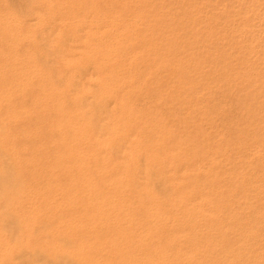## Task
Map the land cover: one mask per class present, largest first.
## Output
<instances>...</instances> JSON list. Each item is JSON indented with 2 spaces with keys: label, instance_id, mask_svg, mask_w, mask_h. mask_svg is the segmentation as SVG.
I'll use <instances>...</instances> for the list:
<instances>
[{
  "label": "rangeland",
  "instance_id": "374dc122",
  "mask_svg": "<svg viewBox=\"0 0 264 264\" xmlns=\"http://www.w3.org/2000/svg\"><path fill=\"white\" fill-rule=\"evenodd\" d=\"M70 1L0 0V115L16 117L7 121L1 140L15 138L7 146L21 176L11 189L21 184L30 188L16 192L15 202H0L12 263L46 264L59 258L58 252L45 248L46 239L56 234V207L48 201L64 189L62 181L68 177L61 171L50 175L56 157L49 140L56 129L57 103L65 100L61 98L68 86L51 84L56 73L69 71L67 61L81 58L80 42L70 40L69 31L74 18L84 13V94L93 96L84 101V123L93 117L100 96L105 100L100 106L108 112L96 128L116 124L113 115L123 118L116 124L121 134L114 139L125 143L120 153L124 166L116 167L126 175L125 184L118 187L124 195L118 206L136 203L133 189L139 187L150 195L143 201L157 199L159 211L178 227L173 249L170 234L158 227L155 249L161 256L171 251L168 262L192 245L187 242L191 235L200 232V241L207 235L208 242L211 237L217 240L218 232L220 241L214 245L225 253L217 250L219 256L235 260V253L238 264H264V0ZM108 40H115L112 47ZM48 56L52 60L46 65ZM104 59L112 64L103 66ZM97 75L116 80L113 97L105 99L108 91L96 86ZM130 128L135 133L131 138ZM26 143L32 145L31 156ZM88 149L98 146L91 142ZM102 155V164L113 168L117 155L112 150ZM30 171L35 172L32 181ZM133 172L139 187L132 185ZM9 174L0 173V195L12 183L14 173ZM101 176L112 179L97 171L89 179ZM110 191L104 187L103 197ZM38 193L36 217L43 216L47 223L25 242L35 251L23 250L16 239L25 230L17 227L14 212L31 204ZM177 209L186 214L179 218ZM113 237L99 240L104 252ZM201 243V250L196 249L199 257L206 252ZM136 248L130 245L127 250ZM218 259L216 264L221 263ZM189 262L196 264L188 259L180 264Z\"/></svg>",
  "mask_w": 264,
  "mask_h": 264
},
{
  "label": "bare ground",
  "instance_id": "6f19581e",
  "mask_svg": "<svg viewBox=\"0 0 264 264\" xmlns=\"http://www.w3.org/2000/svg\"><path fill=\"white\" fill-rule=\"evenodd\" d=\"M77 2L78 1L76 0L70 1V3L74 5ZM9 18L11 19L13 18V16L10 15ZM84 19H85L84 13H82L79 16H76L73 20L72 27L70 28L69 31V36H70L69 39L80 42L79 48L82 50L81 58L77 62L67 61L66 65L69 71L66 72L65 75L56 73L54 77V82L51 84L52 87H55V84L64 83L65 85L68 86V89L62 95L63 98H61V99L65 98V100L64 101L61 100L57 103V109L54 112V117L56 118L55 121L56 129L54 131V134L52 135L51 140L49 141H50L51 150L56 158L51 163L52 171L50 175L51 176L57 175L58 172L61 171L62 173L66 174L68 178L62 181V184L65 185L64 189L58 192L55 191L54 193L55 196L49 198L48 201L49 204H52L53 206L56 207L54 209L55 212L54 220L56 221L55 224H53L56 227V234L46 239L45 248L48 249L49 251L50 249H52L53 250L52 253L58 252L57 255L59 254V258L51 261L48 260L45 263L46 264L49 263L50 264H180L183 263L185 259L186 260L188 259L194 261L196 264H216L218 262L217 260H219L218 258H220V262L222 264H235L236 260L239 261L237 259L238 255L236 256L235 253H232L236 259L233 260L230 258L231 259L230 260L228 259V257L221 255L222 254L221 250L223 251L224 249H222L220 246L219 247L221 249L219 247L218 248L215 247L216 244H218L217 240L219 239L218 236L220 235V234L217 235L218 232L216 234L217 240H214V237H211V239L208 242L204 241L207 237L206 235L207 232L205 234L206 235L205 238H203L202 241H200L201 237L198 238L197 236L200 234V232H198L199 234L191 235L190 236L191 238L189 237L187 239L188 240L187 242L191 243L195 248L191 249L192 245H190L185 249V251L176 252L175 258L169 260V262L168 259L172 257L171 251H169L167 255L164 254L165 256L163 255L161 256L160 253L156 251L154 245L155 239L157 240L156 236L159 233H161L158 227L159 226L164 227L165 228L164 231L170 234L171 247L172 246L175 247L176 241L179 240V238L177 239L178 235L177 236L174 235L176 234V230L178 227L177 225H175L173 220L171 221L170 218L163 216V214L164 215L166 214L165 212H162L163 213L162 214L159 211L158 201L156 198L153 199L148 198L147 201H143L145 196H150V195L147 193L146 190L141 191L138 185L140 184L139 179L137 180V182L135 180L136 186L139 188L133 189L134 197L137 198L138 201L131 205L118 206V203L122 201V196H124L119 191L118 187L121 186L122 184H125L126 175L125 173H119L116 167L124 166L123 158L121 157L122 156L121 154L123 152L125 143L120 140L115 142L114 139L115 137H118L121 134L117 132L116 124L119 123L121 121L120 119L123 118L120 115H113V117L116 116L114 118V122L116 124L110 122L112 124L107 123L101 129L96 128L97 122H99L98 120H101V117H103V115L106 116V113L108 112V110L105 107L100 106L101 102H105V100L102 99L104 97H101L99 95L100 98L97 100L98 101L97 106L92 111L93 117L87 119L84 123V115H85L84 101L86 98L93 97L89 93L84 94L85 93L84 77L88 73V68L84 66L87 65L84 62V21H85ZM101 28L102 26L100 27V29ZM107 42L109 47H112L114 45L115 40H108ZM95 55L96 56L100 55V52L96 51ZM51 60H52L51 57L48 56L45 61L46 65L51 63ZM111 64H112L111 59H104L103 66H110ZM14 67L15 66L13 65L10 66V68H14ZM92 76L94 75H91L90 77ZM22 77L23 75L19 74V78L22 79ZM96 82L98 84L96 86L98 87L102 86L107 89L109 96H107V98L105 99L113 97L114 91L112 89L116 85L115 83L116 80L114 78L108 79L104 77L101 78L98 76ZM187 83H189V81ZM17 84L18 82H16L14 85ZM16 87H18V85ZM11 118L13 119L16 117H14V115H11L8 118L4 115H0V129H1L0 130V164L2 165V166L0 165V167H4V171L2 170V172L0 173H2V176L4 175L7 176L10 175L9 173H14V178L12 180V183L9 184V187H5L3 193L0 195L1 196L0 202H4V201L7 202V200H10L11 202H15L16 199L15 197H13V195L16 192L20 191L24 193L30 189V188H26L24 184L23 185L21 184V186H19L17 189L14 190L11 189L13 185L14 186L17 185L18 179L21 176L19 171L17 172L14 169V165L13 162L11 161L9 154V148L7 146L13 140H15V138H12L8 141L1 140L3 135L2 132L9 124L7 121L10 120ZM130 126L133 128L132 123H130ZM153 129L154 128L152 127L150 130L153 131ZM132 130L130 128L129 130L130 132L128 133V137L130 138L133 137V135L135 134V133L133 134ZM91 142L96 143V145L98 146L97 150L91 151L88 149V145ZM24 147L27 151V155L29 154L31 156L33 151L32 145L30 143H26ZM110 150H112L113 153L117 155L116 161L114 162L115 166H113V168H110L109 165L102 164L103 162L101 157L103 156L102 154ZM88 160L91 162L88 163ZM93 171H97L100 175L103 176L104 175L112 176L111 177L112 179L104 178V177L102 178L101 176V178L96 181L90 180L89 176ZM135 174L137 176V172L136 173L133 172L130 175L131 180L133 176L135 177ZM28 176L31 181L34 180L35 172L30 171L28 173ZM132 185L135 186L133 180H132ZM104 187L111 189L110 191L111 194L107 198L103 197ZM40 196H41L40 193L34 196L32 195L33 202L31 204L22 206L21 208L18 209V211L15 212L13 211L17 215V221H16L17 227L20 230L22 229L25 230L22 232V235L16 239L17 243L18 242L21 243V248L23 250L25 248L30 251L34 250L33 248L29 247V245L26 244L25 242L31 236V234L36 228L40 229V226H43L47 223L46 219L43 216H41L39 219H37L36 217V211L38 209ZM195 200L197 199L195 198ZM115 211H117L118 213L112 214ZM179 211L180 209H177V213ZM184 212L180 211V213H178V216H180L179 218L183 217L186 214V213L184 214ZM193 212L195 214V210ZM199 213H197L195 216H197ZM197 217L199 218V216ZM215 227L213 226L212 229L217 230L218 228ZM4 229H5V224H2L0 222V264H13L12 263L13 251L10 248H8L9 238L7 233H5ZM101 229H104L102 233L100 232ZM112 231L115 233H113ZM211 234L213 236L214 233L212 232ZM211 234L208 235L211 236ZM110 235L113 236L115 235V237H113L108 241V243L106 244L108 247V251L104 252L101 249L102 243L99 240L105 237V241H107L109 238L106 239V236H110ZM227 237L225 239H227ZM215 241L216 244L214 245ZM201 242H204V246L208 254L205 251H203V253L201 252L203 256L199 254L200 255L199 257L196 253L199 250H201L200 246H203L202 245L203 243ZM130 245L138 246V248L127 250V247ZM223 248H226V246H224ZM241 248H243V246ZM196 249L199 250H197L196 252ZM205 249L202 248V250ZM217 250H219V253L221 252L220 254L221 257L217 254L218 252L216 253ZM205 253L207 255H205ZM226 253L228 252L226 251ZM223 254H225L224 251ZM215 256H217L218 258ZM111 258H113L112 261ZM50 259L52 258L50 257ZM160 259L161 260L163 259V262H160L159 261ZM24 263L29 264V261H25L19 264H24Z\"/></svg>",
  "mask_w": 264,
  "mask_h": 264
}]
</instances>
